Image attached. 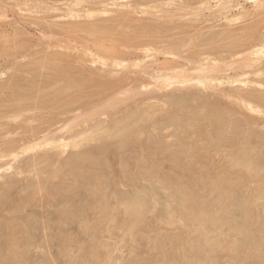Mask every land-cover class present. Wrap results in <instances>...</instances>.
<instances>
[{
  "label": "rangeland",
  "instance_id": "1",
  "mask_svg": "<svg viewBox=\"0 0 264 264\" xmlns=\"http://www.w3.org/2000/svg\"><path fill=\"white\" fill-rule=\"evenodd\" d=\"M263 44L264 0H0V264H264Z\"/></svg>",
  "mask_w": 264,
  "mask_h": 264
},
{
  "label": "bare ground",
  "instance_id": "2",
  "mask_svg": "<svg viewBox=\"0 0 264 264\" xmlns=\"http://www.w3.org/2000/svg\"><path fill=\"white\" fill-rule=\"evenodd\" d=\"M89 27H90V25H89ZM144 27V26H143ZM164 27V26H163ZM162 27V28H163ZM94 28V27H93ZM92 28V29H93ZM144 28H146V27H144ZM81 29V28H80ZM106 29V28H105ZM147 29V28H146ZM91 30V29H90ZM99 30V29H98ZM104 30V29H103ZM108 30V29H107ZM159 31H160V29H159ZM253 33V32H252ZM144 34H147V33H144ZM242 36V35H241ZM247 36L249 37L250 35H248L247 34ZM233 37V36H232ZM236 37V36H235ZM135 39V38H134ZM233 39H235V38H233ZM232 39V40H233ZM248 39V38H247ZM116 40V39H115ZM241 40V39H240ZM112 41V40H111ZM114 41V40H113ZM132 42H134V40H132ZM136 42H137V40H136ZM117 43V42H116ZM238 43H240V42H238ZM118 44H119V42H118ZM136 44V43H135ZM137 44H138V42H137ZM121 45H122V43H121ZM264 45V44H263ZM120 46V45H119ZM133 47V46H132ZM263 47V49H264V46H262ZM131 48V47H130ZM143 49H144V47H142ZM142 49V50H143ZM134 50V49H133ZM111 53V52H110ZM113 55V54H112ZM115 55V54H114ZM117 55V54H116ZM120 57V56H119ZM54 58V57H53ZM112 59V58H111ZM117 59H118V57H117ZM105 60V59H104ZM113 60V59H112ZM51 61V60H50ZM110 61V60H109ZM117 61V60H116ZM109 64V63H108ZM114 64V63H113ZM112 65V64H111ZM62 66H64V65H62ZM246 66H248V65H246ZM256 66V65H255ZM112 67V66H111ZM254 67V66H253ZM57 68H58V66H57ZM64 68V67H63ZM60 69V68H59ZM65 69V68H64ZM249 69V68H248ZM61 70V69H60ZM63 70V69H62ZM68 70H69V68H68ZM242 71V70H241ZM255 71V70H254ZM257 71V70H256ZM109 72V71H108ZM244 73V72H243ZM240 74V73H239ZM58 76H60V75H58ZM15 77V76H14ZM13 78V77H12ZM88 79V78H87ZM189 79V78H188ZM191 79V78H190ZM245 79H247V78H245ZM90 80V79H89ZM93 80H95V79H93ZM242 80V79H241ZM183 81V80H182ZM244 81V80H243ZM251 81V80H250ZM87 82V81H86ZM89 82V81H88ZM87 82V83H88ZM198 82L200 83H202V84H204L205 85V81H202V80H198ZM95 83V82H94ZM10 85H12L11 83H10ZM80 85V84H79ZM83 85V84H82ZM90 85V84H89ZM85 86V85H84ZM97 86V85H96ZM194 89V88H193ZM197 90V89H196ZM188 91V90H187ZM251 93V92H250ZM245 94H247V93H245ZM17 96V95H16ZM22 96V95H21ZM20 96V98H22ZM198 96V95H197ZM240 96V95H239ZM243 96V95H242ZM242 96H240L241 97V99H245V98H242ZM247 96H249V95H247ZM251 96V95H250ZM15 97V96H14ZM172 97V96H171ZM252 97V96H251ZM20 98H18V99H20ZM8 99V98H7ZM6 99V100H7ZM261 99H262V97H261ZM3 100H5V99H3ZM247 100V99H246ZM9 101V100H8ZM248 103V102H247ZM260 103V102H259ZM8 104V103H7ZM15 104V103H14ZM22 104V103H21ZM31 104V103H30ZM13 104H11V106H12ZM209 105V104H208ZM135 106V105H134ZM251 107V106H250ZM259 107V106H258ZM217 108V107H216ZM11 109V108H10ZM21 109V108H20ZM26 109V108H25ZM31 109V108H30ZM30 109H28V110H30ZM229 109V108H228ZM198 110H200V109H198ZM226 110V109H225ZM15 111V110H14ZM17 111H18V109H17ZM20 111V110H19ZM138 111V110H137ZM12 112H13V110H12ZM224 112V111H223ZM3 113V112H2ZM189 113V112H188ZM230 113V112H229ZM1 115V114H0ZM208 115V114H207ZM130 117H131V115H130ZM129 117V118H130ZM216 117V116H215ZM126 119V118H125ZM128 119V118H127ZM133 119V118H132ZM120 120H122V119H120ZM116 121V120H115ZM132 121V120H131ZM226 121H228V120H226ZM258 121V120H257ZM112 122V121H111ZM157 122V121H156ZM109 123V122H108ZM117 123H119V122H117ZM122 123L124 124V120L122 121ZM122 123H119L120 125L122 124ZM158 123V122H157ZM108 125V124H107ZM117 125V124H116ZM116 125H111L112 127H117ZM125 125H127V124H125ZM14 126V125H13ZM123 126V125H122ZM159 126V125H158ZM151 127V126H150ZM224 127V126H223ZM240 129V128H239ZM242 129V128H241ZM243 131V130H242ZM252 131V130H251ZM139 133V132H138ZM240 133V132H239ZM251 133V132H250ZM142 134V133H141ZM232 135V134H231ZM239 135V134H238ZM243 135V134H242ZM113 137V136H112ZM45 138H47V137H45ZM43 139L44 141H43V144L44 145H49V144H51V143H53V140H50V139ZM224 140H225V138H224ZM264 142V141H263ZM135 144V143H134ZM41 146H42V144H41ZM130 146V145H129ZM152 146V145H151ZM24 147V146H23ZM139 147H141V146H139ZM157 147V146H156ZM247 147V146H246ZM27 148V147H26ZM157 149V148H156ZM249 149V148H248ZM27 150V149H26ZM139 150V149H138ZM137 150V151H138ZM135 152H136V150H135ZM115 153V152H114ZM130 154V153H129ZM138 154V153H137ZM128 155V154H127ZM135 155V154H134ZM120 156V155H119ZM155 156V155H154ZM56 158V157H55ZM77 158V157H76ZM123 159V158H122ZM246 159V158H245ZM245 159H244V161H245ZM80 160V159H79ZM127 160V159H126ZM164 160V159H163ZM165 160H166V158H165ZM248 160V159H247ZM246 160V161H247ZM133 161V160H132ZM159 161V160H158ZM114 162V161H113ZM112 162V163H113ZM248 162V161H247ZM81 163V162H80ZM106 163V162H105ZM251 163V162H250ZM258 163V162H257ZM85 164V163H84ZM109 164V163H108ZM122 164H124V163H122ZM127 164V163H126ZM130 163H128V165H129ZM137 164V163H136ZM117 165V164H116ZM252 165V164H251ZM123 166V165H122ZM130 166V165H129ZM155 166V165H154ZM253 166V165H252ZM255 166V165H254ZM260 166V165H259ZM121 167V166H120ZM194 167V166H193ZM10 168V167H9ZM78 168V167H77ZM86 168V167H85ZM118 168V167H117ZM124 168V167H123ZM135 168H136V166H135ZM255 168V167H254ZM80 169V168H79ZM109 169H111V168H109ZM125 169V168H124ZM143 169V168H142ZM248 169V168H247ZM155 170V169H154ZM259 170V169H258ZM129 171V170H128ZM138 171V170H137ZM137 171H135V172H137ZM234 171V170H233ZM241 171V170H240ZM124 173V172H123ZM125 173H126V171H125ZM237 173V172H236ZM259 173V172H258ZM129 174V173H128ZM146 174V173H145ZM261 174V173H260ZM259 174V175H260ZM264 174V173H263ZM126 175V174H125ZM125 175H123V176H125ZM147 175V174H146ZM148 175H149V173H148ZM227 175L229 176V174L227 173ZM238 175H240V174H238ZM258 175V176H259ZM81 176V175H80ZM142 176V175H141ZM140 176V177H141ZM151 176V175H150ZM150 176L148 177V178H150ZM227 176V177H228ZM130 177V176H129ZM145 177V176H144ZM198 177V176H197ZM223 177H225V176H223ZM260 177V176H259ZM81 178V177H80ZM96 178V177H95ZM136 178V177H135ZM147 178V177H146ZM147 178V179H148ZM233 178V177H232ZM37 179V178H36ZM100 180H102L101 178H99ZM123 179V178H122ZM132 179V178H131ZM177 179H178V176H177ZM224 179V178H223ZM127 180V179H126ZM190 180V179H189ZM36 181V180H35ZM84 181V180H83ZM90 181V180H89ZM127 181H129L130 182V180H127ZM18 182V181H17ZM134 183V182H133ZM36 184V183H35ZM80 184H82V183H80ZM84 184H86V183H84ZM104 184H105V182H104ZM176 184V183H175ZM42 185V184H41ZM47 185V184H46ZM100 185V184H99ZM166 185V184H165ZM10 186V185H9ZM19 186H20V184H19ZM81 186V185H80ZM104 186V185H103ZM170 186V185H169ZM177 186V185H176ZM5 187V186H4ZM8 187V186H7ZM42 187V186H41ZM106 187V186H105ZM184 187V186H183ZM17 188V187H16ZM185 188V187H184ZM11 189V188H10ZM37 189V188H36ZM28 190V189H27ZM102 190V189H101ZM104 190V189H103ZM107 190V189H106ZM24 191H26V190H24ZM33 191H35V190H33ZM108 191V190H107ZM185 192V191H184ZM45 193V192H44ZM48 193V192H47ZM109 193V192H108ZM182 193V192H181ZM15 194V193H14ZM26 194V193H25ZM51 194V193H50ZM102 194V193H101ZM104 194H105V192H104ZM107 194V193H106ZM117 195H119V193H117ZM1 196V195H0ZM100 196H102V195H100ZM124 196V195H123ZM179 196H180V193H179ZM79 197V196H78ZM77 198V197H76ZM79 198H81V197H79ZM105 198V197H104ZM137 198V197H136ZM136 198H134V199H136ZM45 199V198H44ZM66 199V198H65ZM78 199V198H77ZM77 199H76V201H77ZM50 200V199H49ZM5 201V200H4ZM21 201V200H20ZM44 201V200H43ZM46 201H48V199L46 200ZM51 201V200H50ZM104 201V200H103ZM117 201V200H116ZM126 201V200H125ZM68 202V201H67ZM105 202H108L107 200L105 201ZM43 203V202H42ZM120 203V202H119ZM23 204H25L24 202H23ZM44 204V203H43ZM42 204V205H43ZM70 204V203H69ZM2 205V204H1ZM19 205H21V204H19ZM101 205V204H100ZM99 205V206H100ZM110 205V204H109ZM141 204H139V203H137L136 202V200H135V202H129L127 205H126V209L127 210H129V211H133V212H135L136 214H141V206H140ZM185 205V204H184ZM223 205V204H222ZM228 205H229V203H228ZM16 206H18V205H16ZM81 206H82V204H81ZM107 206V205H106ZM187 206V205H186ZM245 206V205H244ZM4 207V206H3ZM15 207V206H14ZM21 207V206H20ZM45 207V206H44ZM64 207V206H63ZM85 207V206H84ZM98 207V206H97ZM226 207V206H225ZM11 208H13V207H11ZM25 208V207H24ZM98 208H100V207H98ZM145 208V207H144ZM169 208V207H168ZM10 209V208H9ZM16 209H18V207L16 208ZM46 209H47V207H46ZM84 209V208H83ZM105 208H103V210H104ZM107 209V208H106ZM240 209V208H239ZM69 210V209H68ZM111 210V209H110ZM124 210V209H123ZM188 210V209H187ZM207 210V209H206ZM66 211V210H65ZM14 212H15V210H14ZM111 212V211H110ZM110 212H109V214H110ZM132 212V213H133ZM193 212V211H192ZM195 212V211H194ZM100 213H102V212H100ZM108 213V212H107ZM127 212H125V215H127L126 214ZM130 213V212H129ZM131 213V214H132ZM42 214H43V212H42ZM54 214V213H53ZM53 214H52V216H53ZM204 214V213H203ZM207 214V213H206ZM210 214V213H209ZM61 215V214H60ZM69 215H71V213H69ZM85 215V214H84ZM88 215V214H87ZM87 215H85V216H87ZM245 215H246V213H245ZM56 216V214L54 215V217ZM110 216V215H109ZM140 216V215H139ZM204 216H206V215H204ZM14 217V216H13ZM12 217V218H13ZM29 217V216H28ZM40 217V216H39ZM101 217V216H100ZM42 218V217H41ZM51 218V217H50ZM71 218V217H70ZM81 218V217H80ZM92 218V217H91ZM90 218V219H91ZM104 218H105V216H104ZM205 218H207V217H205ZM33 219V218H32ZM38 219V218H37ZM45 219V218H44ZM55 219V218H54ZM100 219H102V218H100ZM7 220V219H6ZM20 220V219H19ZM95 220V219H94ZM106 220H107V218H106ZM46 221V220H45ZM103 221V220H102ZM101 221V222H102ZM239 221V220H238ZM21 222V221H20ZM19 222V224H21ZM33 222H35V221H33ZM101 222H99V223H101ZM8 223V222H7ZM24 223V222H23ZM26 223H27V221H26ZM37 223H38V221H37ZM50 223V222H49ZM51 223H53V221L51 222ZM94 223V222H93ZM98 223V224H99ZM105 223V222H104ZM33 224V223H32ZM36 224V223H35ZM62 224V223H61ZM67 224H68V222H67ZM79 224V223H78ZM95 224V223H94ZM93 224V225H94ZM11 225H12V223H11ZM16 225H18V224H16ZM53 225V224H52ZM68 225H70V224H68ZM100 225V224H99ZM35 226H38V224L37 225H35ZM34 226V227H35ZM50 226V225H49ZM96 226V225H95ZM101 226V225H100ZM102 226H104V224L102 225ZM18 227V226H17ZM16 227V228H17ZM39 227H40V225H39ZM62 227V226H61ZM80 227V226H79ZM91 227V226H90ZM93 227V226H92ZM97 227V226H96ZM20 228V227H19ZM24 228V227H23ZM36 228V227H35ZM42 227H40V229H41ZM52 228V227H51ZM57 228V227H56ZM69 228V227H68ZM103 228H105V227H103ZM102 228V229H103ZM9 229V228H8ZM54 229V228H53ZM52 229V230H53ZM63 229V228H62ZM70 229V228H69ZM75 229V228H74ZM80 229V228H79ZM93 229V228H92ZM91 229V230H92ZM95 229V228H94ZM11 230V229H10ZM51 230V229H50ZM101 230V229H100ZM200 230V229H199ZM8 231V230H7ZM12 231H13V229H12ZM15 231H17V230H15ZM23 231V230H22ZM41 231V230H40ZM54 231V230H53ZM61 231V230H60ZM73 231V230H72ZM77 231V230H76ZM84 231H86V230H84ZM90 231V230H89ZM99 231V230H98ZM14 232V231H13ZM25 232V231H24ZM66 232V231H65ZM93 232V231H92ZM97 232V231H96ZM101 232V231H100ZM17 233V232H16ZM23 233V232H22ZM26 233H27V231H26ZM49 233V232H48ZM62 233H63V231H62ZM67 233V232H66ZM1 234V233H0ZM14 234V233H13ZM45 234V233H44ZM56 234V233H55ZM31 235V234H30ZM58 235H60V234H58ZM62 235H64V234H62ZM71 235V234H70ZM94 235V234H93ZM255 235V234H254ZM2 236V235H1ZM9 236V235H8ZM18 236V235H17ZM28 236V235H27ZM182 236V235H181ZM246 236V235H245ZM10 237V236H9ZM9 237H8V239H9ZM33 237H35V236H33ZM96 237H97V235H96ZM261 237V236H260ZM52 238V237H51ZM98 238V237H97ZM245 238V237H244ZM252 238V237H251ZM1 239V238H0ZM7 239V238H6ZM33 239V238H32ZM74 239V238H73ZM186 239V238H185ZM184 239V240H185ZM10 240V239H9ZM14 240V239H13ZM16 240V239H15ZM24 240V239H23ZM34 240V239H33ZM68 240H69V238H68ZM94 240V239H93ZM20 241V240H19ZM28 241V240H27ZM173 241H174V239H173ZM176 241H177V239H176ZM179 241V240H178ZM1 242V241H0ZM2 242H3V240H2ZM5 242V241H4ZM3 242V243H4ZM10 242L12 243V241L10 240ZM149 242H151V241H149ZM157 241L155 240V242L154 243H156ZM165 242H166V240H165ZM171 242V241H170ZM201 242V241H200ZM159 243H160V241H159ZM183 243V242H182ZM198 243V242H197ZM219 243V242H218ZM173 244V243H172ZM176 244V243H175ZM0 245H1V243H0ZM3 245V244H2ZM10 245V244H9ZM25 245V244H24ZM153 245V244H152ZM156 245H158L159 246V244H156ZM179 245H180V243H179ZM224 245V244H223ZM6 246V245H5ZM8 246V245H7ZM6 246V247H7ZM18 246V245H17ZM32 246V245H31ZM154 246V245H153ZM184 246V245H183ZM5 247V248H6ZM90 247V246H89ZM92 247V246H91ZM157 247V246H156ZM178 247V246H177ZM180 247V246H179ZM200 247V246H199ZM250 247V246H249ZM8 248V247H7ZM12 248V247H11ZM83 248V247H82ZM186 248V247H185ZM248 248V247H247ZM1 249V248H0ZM86 249V248H85ZM163 249V248H162ZM180 249V248H179ZM178 249V250H179ZM250 249H251V247H250ZM9 250V249H8ZM15 250V249H14ZM20 250V249H19ZM105 250V249H104ZM181 250V249H180ZM7 251V250H6ZM94 251V250H93ZM186 251V250H185ZM95 252H96V249H95ZM15 253H16V251H15ZM17 253H18V251H17ZM101 253H105V252H101ZM19 254H20V252H19ZM85 254V253H84ZM99 254V253H98ZM97 254V255H98ZM106 254V253H105ZM105 254H103V257H104V255ZM199 254H201V253H199ZM88 255H89V253H88ZM186 255V254H185ZM192 255V254H191ZM198 255V254H197ZM96 256V255H95ZM106 256V255H105ZM168 256V255H167ZM246 256V255H245ZM92 257V256H91ZM99 257H100V255H99ZM102 257V256H101ZM190 257V256H189ZM6 258V257H5ZM78 258V257H77ZM93 258V257H92ZM97 258V257H96ZM188 258V257H187ZM89 259V258H88ZM147 259V258H146ZM86 260V259H85ZM149 260H151L150 258H149ZM90 261V260H89ZM94 261H95V259H94ZM94 261H93V263H94ZM100 261V260H99ZM102 261V260H101ZM138 261V260H137ZM142 261H144V260H142ZM147 261V260H146ZM191 261V260H190ZM75 262V261H74ZM85 262V261H84ZM91 262V261H90ZM134 262V261H133ZM155 262V261H154ZM24 263V262H23ZM76 263H77V261H76ZM97 263H99L98 261H97ZM145 263V262H144ZM44 264V263H43ZM78 264V263H77ZM91 264H92V262H91ZM95 264H96V262H95ZM100 264H101V262H100ZM146 264V263H145Z\"/></svg>",
  "mask_w": 264,
  "mask_h": 264
}]
</instances>
